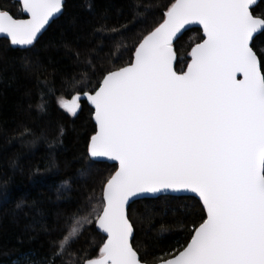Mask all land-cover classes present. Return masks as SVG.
<instances>
[{"label": "snow or ice", "instance_id": "6c2138e0", "mask_svg": "<svg viewBox=\"0 0 264 264\" xmlns=\"http://www.w3.org/2000/svg\"><path fill=\"white\" fill-rule=\"evenodd\" d=\"M255 3L170 0L151 23L153 6L138 5L133 20L102 24L99 43L75 50L79 70L61 81L72 95L58 106L76 116L90 103L96 130L88 155L117 167L102 182L98 206L94 194L78 203L53 230L46 255L27 264H264V47L257 45L264 12ZM17 4L19 16L0 0V34L31 51L63 14L64 0ZM137 24L129 45L126 34ZM193 24L203 35L178 71L175 44ZM21 136L38 139L28 128ZM62 137L60 130L50 146ZM165 197L192 199L199 212L183 242L149 260L133 243L131 209ZM90 227L106 237L98 252L81 244ZM170 231L162 219L158 233Z\"/></svg>", "mask_w": 264, "mask_h": 264}, {"label": "trees", "instance_id": "16d2710c", "mask_svg": "<svg viewBox=\"0 0 264 264\" xmlns=\"http://www.w3.org/2000/svg\"><path fill=\"white\" fill-rule=\"evenodd\" d=\"M2 2L19 16L21 10L16 0ZM169 2L64 0L63 14L31 51L0 39V264H27L29 259L43 258L57 225L90 195L97 197L98 206L102 182L115 171L116 166L95 162L88 155L90 138L96 130L94 111L88 103L82 102V110L76 116L58 106V100L70 99L72 95L61 88V81L79 70L75 50L83 51L99 43L96 30L102 24H126L133 20L137 11H143L138 5L153 6L151 23L160 16L155 9ZM255 11L264 12V0ZM141 28L137 24L126 34L129 45ZM201 36V30L193 29L176 42L178 71L185 67L192 44ZM257 45L264 47L261 41ZM26 64L31 68L26 70ZM41 102L47 105L46 111H38ZM25 128L38 137L35 144L28 142L32 137L21 136ZM60 130L62 143L50 146ZM194 203L189 198L165 197L134 204L133 243L141 255L148 252L150 260L178 240L183 242L187 237L185 225L190 227L188 222L199 212ZM162 219L171 224V231L159 234ZM104 239L95 227H90L81 244L98 252Z\"/></svg>", "mask_w": 264, "mask_h": 264}, {"label": "water", "instance_id": "95a60500", "mask_svg": "<svg viewBox=\"0 0 264 264\" xmlns=\"http://www.w3.org/2000/svg\"><path fill=\"white\" fill-rule=\"evenodd\" d=\"M17 1V0H16ZM260 2H261V0H256V3H255V5H254V8H256L259 4H260ZM59 15L60 14H57V16H56V18H58L59 17ZM49 28V26H46V29H48ZM186 29H188L187 31H184L183 32V35L186 33V32H188V31H190V30H193V29H198V30H201V32H202V35H203V31H202V28H201V26H199V25H196V24H193V25H188V26H186ZM47 31V30H46ZM45 31V32H46ZM45 32H43V34L45 33ZM182 35V36H183ZM181 36V37H182ZM180 37V38H181ZM4 38V36H3V34H0V39H3ZM13 47H16V48H21L20 46H13ZM30 47V46H29ZM177 62V61H176ZM175 67H176V63H175ZM239 78H242V77H239ZM86 101V100H85ZM87 102V101H86ZM88 103V102H87ZM88 105L93 109V111H94V108L90 105V103H88ZM93 121H94V124H95V120H94V114H93ZM96 125V124H95ZM93 161H95V162H102V163H108V164H110V165H114V166H116L117 167V165H116V163L115 162H113V161H110V160H107L106 158H101L100 160H93ZM146 200H148V199H146ZM141 201V200H140ZM104 237H105V235L101 232V231H99ZM106 238V237H105Z\"/></svg>", "mask_w": 264, "mask_h": 264}]
</instances>
